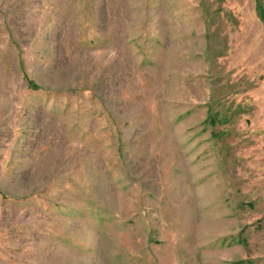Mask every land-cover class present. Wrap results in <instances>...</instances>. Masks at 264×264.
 I'll return each mask as SVG.
<instances>
[{"label":"rangeland","instance_id":"374dc122","mask_svg":"<svg viewBox=\"0 0 264 264\" xmlns=\"http://www.w3.org/2000/svg\"><path fill=\"white\" fill-rule=\"evenodd\" d=\"M0 264H264V0H0Z\"/></svg>","mask_w":264,"mask_h":264}]
</instances>
